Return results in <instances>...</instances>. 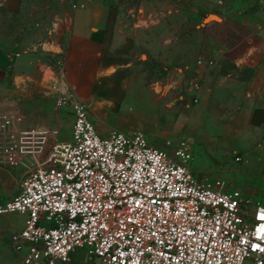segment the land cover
Returning <instances> with one entry per match:
<instances>
[{
    "label": "built area",
    "instance_id": "2783aa9c",
    "mask_svg": "<svg viewBox=\"0 0 264 264\" xmlns=\"http://www.w3.org/2000/svg\"><path fill=\"white\" fill-rule=\"evenodd\" d=\"M55 64V105L72 113L70 139L47 140L20 113L0 114V163L27 160L18 190L0 199V215L22 217L9 233L18 264H66L75 252L85 264H264L263 200L195 173L187 139L165 149L141 130L100 134L89 103L64 80L60 51ZM190 79L198 91L199 72Z\"/></svg>",
    "mask_w": 264,
    "mask_h": 264
},
{
    "label": "rangeland",
    "instance_id": "374dc122",
    "mask_svg": "<svg viewBox=\"0 0 264 264\" xmlns=\"http://www.w3.org/2000/svg\"><path fill=\"white\" fill-rule=\"evenodd\" d=\"M107 1L116 6L117 40L132 39L127 46L131 58L119 67L123 76L116 101L101 99L99 106L88 102L91 119L96 117L95 123L106 126L98 127V132L141 130L153 145L165 149L187 139L193 150L195 173L223 177L229 186L264 201V121L261 127H255L247 110L237 102L202 92L203 79L198 91L190 85L196 68L208 64L197 60L210 59L207 56L212 43L204 23L220 19L222 8L248 10L262 5L263 0ZM72 9L70 0H0V114L20 113L24 125L47 129V140L70 139L72 113L68 107L55 105L57 80L47 77L46 70L55 59L57 43L69 28ZM210 15L217 18H208ZM163 38L173 40L167 47L166 61L155 54L162 48ZM230 67L228 62L223 63L222 68ZM248 71L245 69L246 74ZM193 95L198 98L190 102ZM22 161L0 163L11 177L8 187L0 186L1 194L17 190L26 168L27 160ZM2 220L9 226L20 223L16 214ZM7 235L5 230L0 231V264H18L19 256ZM66 264L85 263L81 253L75 252Z\"/></svg>",
    "mask_w": 264,
    "mask_h": 264
},
{
    "label": "crops",
    "instance_id": "0c3cea01",
    "mask_svg": "<svg viewBox=\"0 0 264 264\" xmlns=\"http://www.w3.org/2000/svg\"><path fill=\"white\" fill-rule=\"evenodd\" d=\"M78 1H82L84 6L71 10L69 28L57 43L58 50L53 56L56 57L59 51L63 55L64 80L73 95L99 106L101 99L116 101L121 95L123 71L119 67L131 58L130 47L127 46L132 39L117 40L114 4L107 0ZM233 8H222L218 12L220 19L204 23L206 35L212 43L207 56L212 63L200 65L196 70L203 79L202 92H209L219 100L237 102L247 110L249 121L255 127H261L264 121V0L262 5L248 10ZM160 43L162 48L155 54L166 61L169 59L167 47L172 46L173 40L163 38ZM224 62L231 67L222 68ZM48 66L51 68H47L46 76L56 81L55 59ZM245 69L249 70L247 74ZM95 125L97 129L106 127L98 122ZM105 130L102 129V133H106ZM10 180L9 172L0 168V186L8 187ZM15 192L8 195L0 193V199ZM6 215H0V231L7 232L9 241V233L22 224V217L16 214L20 223L9 226L2 220Z\"/></svg>",
    "mask_w": 264,
    "mask_h": 264
},
{
    "label": "bare ground",
    "instance_id": "6f19581e",
    "mask_svg": "<svg viewBox=\"0 0 264 264\" xmlns=\"http://www.w3.org/2000/svg\"><path fill=\"white\" fill-rule=\"evenodd\" d=\"M213 15H210V16H208V18H217V17H212ZM50 75V74H49Z\"/></svg>",
    "mask_w": 264,
    "mask_h": 264
}]
</instances>
